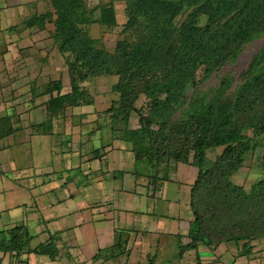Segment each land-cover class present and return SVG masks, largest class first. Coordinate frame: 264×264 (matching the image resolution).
I'll return each instance as SVG.
<instances>
[{
    "label": "trees",
    "instance_id": "1",
    "mask_svg": "<svg viewBox=\"0 0 264 264\" xmlns=\"http://www.w3.org/2000/svg\"><path fill=\"white\" fill-rule=\"evenodd\" d=\"M116 1L126 3L122 32L128 36L110 52L99 46L88 26L117 27ZM42 2V12L39 1L32 3L23 24L40 29L55 25L52 37L71 86L63 92L61 79L41 90L33 86L35 97L50 96L49 118L93 102L81 87L87 79L116 75L112 91L118 99L105 111L118 134L114 138L127 142L136 161L157 172L169 163L198 168L191 189L194 240L243 241L247 246L264 237V178L249 190L232 180L254 148H262L264 165V43L238 76L224 69L264 35V0ZM215 75L218 81L207 84ZM141 96L146 110L137 107ZM133 114L138 116L135 127ZM18 120L14 114L0 117V140L19 129ZM216 147L223 151L211 161L208 151ZM14 230L4 248L26 244Z\"/></svg>",
    "mask_w": 264,
    "mask_h": 264
},
{
    "label": "crops",
    "instance_id": "2",
    "mask_svg": "<svg viewBox=\"0 0 264 264\" xmlns=\"http://www.w3.org/2000/svg\"><path fill=\"white\" fill-rule=\"evenodd\" d=\"M2 1L0 12L13 9L17 17L4 29L16 31L18 25L26 27L23 21L31 14L32 3L42 2L6 0L4 5ZM33 28L18 33L15 42L4 40L5 54H0L6 57L0 66V117L19 118V129L5 138L7 145L0 143V264H264V237L247 246L243 241L194 240L191 189L198 168L169 163L159 175L136 161L127 142L114 138L96 107H67L49 118L50 96L35 97L32 90L40 72L31 78L26 66H42V70L59 58L62 66L66 64L59 51L33 64L15 58L41 50L27 43L34 44ZM19 66L26 71L19 72ZM48 73L47 69L41 76ZM23 79L25 83L18 85ZM12 83L26 101L13 105L5 100L4 90ZM65 131L70 132L68 140ZM13 150L16 170L3 162ZM181 192L190 197L183 200ZM14 229L26 244L17 250L4 248L2 243L11 240Z\"/></svg>",
    "mask_w": 264,
    "mask_h": 264
},
{
    "label": "rangeland",
    "instance_id": "3",
    "mask_svg": "<svg viewBox=\"0 0 264 264\" xmlns=\"http://www.w3.org/2000/svg\"><path fill=\"white\" fill-rule=\"evenodd\" d=\"M34 1V0H31ZM108 2L109 0H103V2ZM3 4L5 5L7 2L6 0L2 1ZM95 4V3H93ZM42 10L40 12H42L44 10V3L41 2L40 6H39ZM125 7H126V3L124 1H116V9H117V18L119 21V25L117 27H107V26H102L99 23H93L90 26H88V31L90 33V35L96 39L99 40V46L104 47L106 50L110 51V52H114L116 49V45L117 42L119 40H123L125 39L128 35L123 31V26L127 21V15H126V11H125ZM0 15L2 16H6V17H0V24H2V28L0 27V54L2 55L3 53L5 54V49H3L2 46L5 43L4 40L8 39V38H12L13 42L16 41V35L18 33H23V31L26 29H28L27 27H22L21 25H18L17 31L16 28H14L13 30H8V29H4V27L11 22H15L17 20V17L14 15V10H3L2 12H0ZM29 18V16H28ZM55 25L53 23L50 24V26H46L43 29L38 28L37 26H35L33 29L31 30L30 36H32L35 41L34 44H31L30 41H28V45H37V48L41 49V50H34L32 49L29 53L27 52H22L21 55H16L15 58H19L22 59L24 61H29L32 63V61H38V58L40 57V59L42 60L41 57L47 58L48 60L51 59V56L53 55L54 51H58V47L57 45H55V41L52 37V33L54 30ZM7 43V42H6ZM264 43V35L261 36L260 38L255 39L254 41H252L251 43L247 44L243 50V52L241 53V55L239 56V58L237 59V61L233 64H229L227 65L224 69L225 70H232L234 75H239L248 65L249 60L252 58L253 54H255L261 45H263ZM14 45H16V43H14ZM12 45V46H14ZM48 45V46H47ZM51 45H53V47L51 48ZM47 52V55H46ZM40 53V55H39ZM46 55V56H45ZM5 56H0V66L3 68L4 62L2 59ZM54 57V56H53ZM60 62L61 58H59ZM57 62V64H51L49 66H47L48 68L44 67V69H40L42 68V66H38V67H34L32 65H28L26 66L28 69V72H31V78H34L36 72H40V74H38V76H40V78L38 80L35 81L34 87H36L37 90H41L45 84H47L48 82V77L54 75V77L56 78H61L63 80V91L64 92H69L71 90V86H70V77H69V72H68V66L64 65L62 66V63ZM65 62V61H64ZM33 64V63H32ZM25 66H19V72L22 70L26 71V67ZM40 69V71H39ZM49 70L50 73H48V75H44L46 74V70ZM44 70V72H43ZM41 73H44L41 76ZM20 74V73H19ZM61 74V75H60ZM42 78V79H41ZM117 76L116 75H100V76H96V77H92L87 79L86 81H84L81 84V87L83 89H86V91H88V96H91V98L93 99L92 103L90 105H84L87 108L88 107H96L98 108L99 111V117L106 121L109 125V127L107 128L109 131L110 130V114H108L106 111V109H108L117 99H118V95L116 93H114L112 91V85L117 81ZM50 79V78H49ZM31 81V80H30ZM218 79L216 78V75L212 78L211 81L207 82V84L211 85L214 84L215 82H217ZM24 84L25 81L24 79L18 82L19 84ZM25 87H23L24 89ZM30 87L27 86V89H29ZM19 87H17L16 89V85L15 84H11L8 88H5V95L4 98L5 100H7V102H10V104H17V103H21L26 101V95L25 94H21L20 92H18ZM12 91H16V94L12 93ZM25 91V90H24ZM16 95V97L14 98V96ZM147 104V100L144 96H141L139 98V100L137 101V107L139 109H143L146 110ZM91 107V108H93ZM89 108V109H91ZM91 115V114H89ZM132 124L131 126L135 127L138 124V116L137 114H133L132 116ZM110 128V129H109ZM85 130V129H84ZM67 131V130H66ZM65 131V138L68 140L71 136H70V132H66ZM104 132H106V128L103 129ZM85 132V131H84ZM113 132V131H112ZM113 135H118L117 133H113ZM116 137V136H115ZM7 138V137H6ZM77 141H79V139H77ZM75 141L74 142V149L77 148L78 142ZM9 142V140L7 139H3L1 140V147L4 145H7V143ZM11 142V141H10ZM59 148H61V146H59ZM223 151V147H216V148H212L208 151L207 157L208 159H210L211 161L216 160V158L222 153ZM15 150L13 151H8V155H9V159H7L6 161L3 162H7L8 164H13V168L14 170H16V158L17 156H12V153H14ZM22 159H25V154L21 153L19 155ZM167 166L160 168L158 171L159 175H162V173L166 172L167 169L169 168L170 165L166 164ZM138 165H136L137 167ZM144 166L143 164H140L139 167ZM174 172L171 171L170 172V178L173 177ZM264 178V165H263V160H262V148L257 147L254 148L253 150H251L247 156H246V160L243 164V166L241 167V169L235 173L232 177V180L239 185H242L243 187H245L247 190H249L251 188V186L253 185V183H255L256 181H258L259 179ZM177 185V184H176ZM185 186V185H184ZM177 188V186H175ZM181 198L183 200H187V198L190 197L189 193H184L181 192L180 194ZM161 198V197H160Z\"/></svg>",
    "mask_w": 264,
    "mask_h": 264
},
{
    "label": "water",
    "instance_id": "4",
    "mask_svg": "<svg viewBox=\"0 0 264 264\" xmlns=\"http://www.w3.org/2000/svg\"><path fill=\"white\" fill-rule=\"evenodd\" d=\"M261 46H262V45H261ZM261 46H260V48H261ZM260 48H259V49H260ZM253 55H254V54H253Z\"/></svg>",
    "mask_w": 264,
    "mask_h": 264
}]
</instances>
